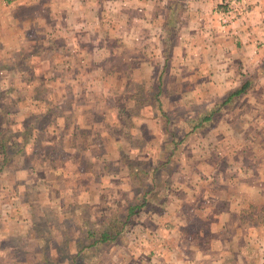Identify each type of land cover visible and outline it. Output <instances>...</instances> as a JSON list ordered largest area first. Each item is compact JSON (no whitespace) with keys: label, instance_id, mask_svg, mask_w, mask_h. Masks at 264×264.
<instances>
[{"label":"crops","instance_id":"crops-1","mask_svg":"<svg viewBox=\"0 0 264 264\" xmlns=\"http://www.w3.org/2000/svg\"><path fill=\"white\" fill-rule=\"evenodd\" d=\"M243 1L247 15L224 26L216 12L221 0H0V53L14 63L18 60L12 63L17 81L1 78L3 92L10 87L24 92L35 84L39 93V82L47 77L37 75L47 73L45 66L49 76L61 70L71 72L64 81H49V107L57 109L67 100L82 106L81 111L65 115L70 126L64 148L60 144L43 147L52 159L46 169L54 170V178L47 182L53 185L41 208H51L53 200L62 199L63 190L56 186L62 182L71 202L67 215L69 209H81L84 215V209L92 207L95 184L90 176L99 178V187L103 177H120L128 181L123 186L132 193L129 201L147 199L135 216L139 218L146 215L151 195L158 192L156 179H150L153 173L161 177L165 197L175 185L180 192L171 195L164 202V212L155 216L162 218V225L154 221L150 233L140 231L147 244L156 233L147 259L151 264H264V0ZM34 28L49 38L43 54H49L50 61L42 58L36 63L43 69L26 65L27 56L33 55L28 45ZM73 88L82 90H76L79 96L71 95ZM110 92L123 97V101L115 99L117 106L129 104H122L130 113L123 130L118 123L106 129L91 121L97 117L90 119L97 111L99 118L112 116L105 111ZM18 96L19 106L28 102L35 105V112L14 114L0 106L4 125L11 130L0 131V143L9 151L1 159L3 169L15 157L29 156L26 142L14 137L33 138L31 143L37 147L42 135L44 140L54 138L53 131L58 129L49 130V125L43 130L37 124L23 128L26 116L41 123L58 115L50 110L39 117L41 103ZM175 119L177 131L170 126ZM12 120L22 129L12 128ZM88 132L105 139L108 148L103 156L95 155L100 151L88 141ZM182 135L185 138L180 139ZM111 144L114 151L107 154ZM37 149H32L33 155L41 157ZM166 150L161 154L168 156L166 160L155 158V153ZM56 151L65 153L54 155ZM177 152V178L167 181L164 170ZM110 166L118 168L117 173L102 171ZM38 192L42 200L43 193ZM189 223L199 227L190 233ZM165 241L169 244L162 246ZM171 243L182 248L170 250Z\"/></svg>","mask_w":264,"mask_h":264},{"label":"rangeland","instance_id":"rangeland-1","mask_svg":"<svg viewBox=\"0 0 264 264\" xmlns=\"http://www.w3.org/2000/svg\"><path fill=\"white\" fill-rule=\"evenodd\" d=\"M47 35L48 34L43 31H39L38 33L36 28L31 30L30 38L32 39L31 42H29L30 44L28 45V47L32 49L33 55L30 54L26 58V65L28 68L34 67L35 65V68L43 69V65L39 66L37 64V66L36 63L38 61H41L42 58L47 62L50 61L51 57L49 56V54H43L44 48L50 45ZM40 49H42V53L40 52ZM4 57L5 56H2L0 53V80L1 78H5V80L7 81L11 80L12 82L16 83L18 78V72L16 71L17 68H13V61H9L7 56L5 58ZM32 60L35 61V63H33ZM14 64H18V60H16V63ZM44 69H46L47 73H41L37 75V78H41L44 75H46L44 77H47L43 78L44 81L39 82L40 87L37 88V91H39V93L36 92L35 84L34 87H31L29 89L25 88L24 92H18V89H16L15 87H10L8 88L9 91L6 94L5 92H3V89L0 86V106L2 108L6 107L5 109L8 110L9 113L15 114L20 110L25 114L30 112L31 115V113L35 112V105H28V102L26 103V106H24V104L20 106L18 105V95H25V97H30L31 99H35L37 102L41 103L40 106H38V110L40 111L39 117L47 115L50 110H52L54 115H58L57 118L52 117L50 118V120H48V117H45L41 120V123H39L37 119L33 118V116H26L25 118L26 124L23 128L33 129L34 125L36 124L43 128V130L47 129L49 125H51V128L49 130L53 131V129L58 128L53 131L54 138L47 136L50 141H48V138L44 140L45 137L44 135H42L40 138V142L42 143H39L37 144V147H34V143H31L33 138L31 139L26 135H21L20 137L16 136L13 138L22 141L23 143L26 142V146L29 149V156L24 160L21 159L20 156L15 157V162L10 164L8 168H4L3 173L0 174V264H71V259H67L66 254L63 253L66 249V245L67 247H72V249L69 248V250H72L75 253V240L79 241L81 237H84L82 236V234L86 229H100L102 222H105L107 218L113 220L115 217L117 220V213H120V210L124 207V203L132 198V193H129L128 188L123 186L126 185L128 181H122L123 179H121L120 177L112 179L103 177L101 186L99 187V183H96L100 182L99 178L94 179L91 175L90 180L93 179L92 182L95 184V194H98L100 190H102V193L100 195H95L93 191V195H90V204L92 205V207L89 208V211L87 212L88 214L85 215L84 212V215H82L81 209H69L70 215H67V209L69 208V204H71V202L65 192V189L63 188L67 187V185H63L62 182L56 184L58 189L63 190V192H61V195L63 196L62 199L59 198L60 201L53 200V205L51 206V208H49V206L47 205H45V209L41 208L40 203L42 204V202H44L45 195L48 193L49 188L53 185L47 184V182L54 178V175L52 173L54 172V170L51 169L50 171L46 169V165L50 164L49 159H51V157L49 155L46 156L49 153L43 151V147H49L51 145V147L57 148L60 144L59 146L64 148V141L66 140V136H68L66 131L70 126V124L66 120L67 118L65 115H69L73 111L79 112L82 110V106L71 104L72 100L71 102H67V98L66 103L64 102L62 105H59L57 109L49 107V104L46 102L49 101V97H52L50 95L51 88L49 86V81L53 79H57V81L59 82L64 81L69 77L68 74H70L71 72L61 70L60 72L52 73V75L49 76V68H45L44 66ZM5 74L7 76H4ZM28 76L31 77L32 74L29 73ZM90 77L91 76H89V78ZM110 81L112 82L113 80L111 79ZM76 90L79 91L76 88L70 89L71 95L73 97L75 94L79 96V92H82V90L79 92H77ZM69 95L70 94H67L68 97ZM84 95H86V93ZM105 99L107 103L105 111L107 112V114L109 113L112 116L108 118H99V115L101 113L97 111V113L90 114V116L94 115V117L91 116L92 118L90 119L97 117V119L91 121L103 126L106 129L110 128L111 125H116L118 123V125L121 126V129L123 130L126 123H128L127 118L130 114L125 106L124 108H122L123 105L126 104V102H120V104L117 106L118 103H116L115 99L118 101L119 99L120 101H123V97H119L118 94L115 95L111 92ZM128 105L129 104H126V106ZM94 106L97 105L94 104ZM134 106L135 105L132 104L129 107ZM114 113L117 116L120 115L122 119L114 118ZM2 115L3 114H0V131L4 130V132L6 133L7 131H9L8 124L4 125L6 123V120L3 118L4 115ZM22 119L24 120V118ZM49 121L50 123H48ZM71 123L75 126V123L73 121ZM10 124V126H12V128L14 129H22L20 128L21 125L17 124L15 120H12ZM176 125L177 120L175 119L174 122L170 125L171 129L175 131L177 129ZM59 128L62 129V134ZM75 128L77 129V131L81 130V128L79 130L77 127ZM90 133L92 132H88L87 134ZM58 134L62 135V139L60 141ZM5 137L7 138V136ZM86 137H88V141L94 142L96 144V150L100 151H96L99 154L95 155L103 156L105 154L103 152H105L108 148L105 139L103 137L99 139L93 134L87 135ZM182 138H185V136H180V139ZM53 139H55V144L52 145L50 143H52ZM176 139L179 140L178 137H176ZM186 142L189 143L190 141L186 140ZM116 143L119 144L120 142L116 141ZM38 147L39 149H37ZM111 147L112 149L109 152L107 151V154H110V152L114 151V144H111ZM35 148L37 149L41 157H39L38 155H33L34 150L32 151V149ZM167 151L168 150H166L164 153H155V158L160 157L164 158L163 161L166 160L168 156H162L161 154H166ZM34 153L37 154L36 152ZM64 153L65 152L62 151H56L53 154L60 156L64 155ZM10 154H13V152H11ZM43 156H45L46 158H44ZM59 156L58 158H60ZM179 157V152L174 153L171 158L172 160H175L172 161V165L164 170L163 178H167V181H171L172 179V182H175L177 178L176 176L179 172V162H177L178 159H180ZM55 158L57 159V157ZM1 159L2 157L0 154V167L2 164ZM59 160L56 162L54 161V164H59ZM32 163H34V165ZM114 163L118 162H110L108 163V165H112ZM88 169L89 171L92 170V168ZM95 169L99 168L95 166ZM116 169L118 168L110 166V168H105L102 171L117 173ZM151 178L156 179L158 192L151 195V198L148 201V206L144 209L147 211L146 215L145 213H143V216L141 215V217L139 218L134 217L132 222L129 223V225L126 227L125 232L118 242L105 245H97L94 249H91L88 251V253H85L84 256L80 255L76 259L77 264H151V260L147 259L150 257L152 248L155 247L154 245L156 243L154 242V238L156 236V233L153 238H150L151 243L147 244L146 240L142 242L143 235L140 231L144 229L149 231L150 233L154 221L159 225H162V218L158 219L155 216L164 212V202H166V200L169 201L168 198L172 197L173 195L177 196L180 192L179 188L175 185V189L171 188L172 193L170 194V196L167 195V197H165L166 194L164 191L166 189L162 185V183H159V179H161V177H158L157 179L152 173L150 179ZM119 182L123 184H119ZM38 189L40 190L41 194L43 193L41 198L42 200L39 199ZM173 198L176 199L175 197ZM59 207L63 208L60 209ZM192 209L193 208L189 206L188 212H190L191 216L193 215V212L191 211ZM76 211L79 212L75 214ZM113 213L115 214V216H111ZM85 223H88V225H85ZM35 224L36 226H38V229L35 228ZM188 227L189 228L187 229L191 233L192 230L199 227V225H195L194 223H192L191 225V223H189ZM151 235L153 236V234ZM158 241L160 242L162 241V239L158 238ZM167 244H169V242L167 241H165V243H161L162 246H167ZM171 244L172 245L168 247L170 248V250L174 251L178 244ZM145 245H148L150 247L147 248V246ZM181 245L182 244H179L180 247ZM47 256H49V258L52 256L53 262L51 260L47 261Z\"/></svg>","mask_w":264,"mask_h":264},{"label":"trees","instance_id":"trees-1","mask_svg":"<svg viewBox=\"0 0 264 264\" xmlns=\"http://www.w3.org/2000/svg\"><path fill=\"white\" fill-rule=\"evenodd\" d=\"M8 147L5 146L4 143H0V154L2 159L7 157L8 155ZM3 171V167H0V173ZM147 194V193H146ZM144 195V197L146 196ZM147 204V199L143 201H138L136 199L127 201L124 203V207L120 210V213H117L118 218L114 217V219H108L105 220V222H102L101 228L95 229V228H88L83 232L82 236L78 240H75L74 243V251L69 250L72 249V247H67L64 250L63 253L66 254L67 259H71V264H77V258L81 255L84 256L85 253H88L89 250L94 249L99 244H109V243H115L118 242L119 239L122 237L123 233L126 230V227L131 223L133 218L140 214L143 211V208ZM89 209H84L85 214H88L87 212ZM111 216H115L113 213ZM111 218V217H110ZM85 225H88V223H85ZM35 228L38 229V226L35 224ZM47 261H50L52 259V256L49 258L47 256Z\"/></svg>","mask_w":264,"mask_h":264},{"label":"built area","instance_id":"built-area-1","mask_svg":"<svg viewBox=\"0 0 264 264\" xmlns=\"http://www.w3.org/2000/svg\"><path fill=\"white\" fill-rule=\"evenodd\" d=\"M216 12L220 16L221 24L230 26L243 19L248 11L243 0H221Z\"/></svg>","mask_w":264,"mask_h":264}]
</instances>
